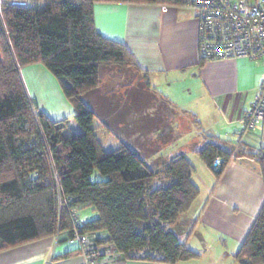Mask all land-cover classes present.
<instances>
[{"label": "trees", "instance_id": "16d2710c", "mask_svg": "<svg viewBox=\"0 0 264 264\" xmlns=\"http://www.w3.org/2000/svg\"><path fill=\"white\" fill-rule=\"evenodd\" d=\"M97 3L182 7L189 0L4 2L5 29L0 26V251L53 235L60 238L63 232L65 239H71V214L76 209L83 221L81 232L93 246L110 244L124 258L150 262L177 264L199 259L200 252L180 239L182 229L171 228L200 194L188 157L172 155L160 169L130 144L104 150L108 126L95 127L92 99L100 89L103 69L135 68L143 74L146 86L151 82L124 43L96 29ZM34 64H42L59 81L75 109L79 132H68L69 118L50 119L29 97L20 69ZM161 101L160 111L171 109L167 100ZM156 117L159 126L164 118L160 113ZM245 150L238 146L234 152L226 151L210 140L197 153L217 175L234 153L254 157L264 178V148ZM217 156L223 162L214 168ZM96 171L101 178L94 180ZM159 177L161 182H156ZM85 207H91L96 217L83 220L80 210ZM234 259L237 264H264V205Z\"/></svg>", "mask_w": 264, "mask_h": 264}, {"label": "crops", "instance_id": "0c3cea01", "mask_svg": "<svg viewBox=\"0 0 264 264\" xmlns=\"http://www.w3.org/2000/svg\"><path fill=\"white\" fill-rule=\"evenodd\" d=\"M4 1L30 4V0ZM94 17L96 29L103 36L124 43L138 65L148 72L153 90L172 89L165 94L155 91L180 119L177 128L171 125L172 131H166L170 139L188 134L185 144L171 156L183 153L188 157L200 194L171 228L182 229L180 239L201 256L177 264H237L234 254L264 205V178L254 157L234 153L217 175L197 151L210 140L230 152L238 146L247 152L264 148V124L255 130H245L242 125L264 82V62L246 57L203 60L198 11L187 5L97 3ZM20 72L29 97L39 109L52 120L69 118L71 128L79 132L75 110L58 80L42 64L24 66ZM47 100L56 104L60 115L53 117ZM189 153L195 156L190 158ZM94 217L93 210L82 219ZM65 238L63 232L60 238L53 235L7 248L0 251V264H80L83 257L79 244ZM97 264L167 263L127 259L117 254Z\"/></svg>", "mask_w": 264, "mask_h": 264}, {"label": "rangeland", "instance_id": "374dc122", "mask_svg": "<svg viewBox=\"0 0 264 264\" xmlns=\"http://www.w3.org/2000/svg\"><path fill=\"white\" fill-rule=\"evenodd\" d=\"M4 2V0L0 2V26L3 25V29H5L4 15L2 13ZM145 84L146 79L143 74L135 68H104L101 75L100 89L92 98L95 100L97 112L95 127H99L102 124L108 126L105 151L116 150L120 148L122 143H127L131 145L132 149L140 151L144 156H148L153 166L161 169L171 154L177 152L176 150L180 145L185 144L188 140L185 139L188 134L185 133L178 139H168L169 136L166 133L168 127L172 128L171 125H173L174 128H177L176 123L180 119L178 114L174 115L175 113H172L170 109L160 111L162 101L155 91L158 94H160V91L165 94L172 89L167 87L160 89L157 87L153 90L151 85L146 86ZM89 102L91 103V100ZM47 105L54 112L53 117L60 115L54 102L51 103L47 100ZM54 109L56 110L53 111ZM158 113L164 118L159 126L157 122H154ZM76 125L79 129V125ZM163 128H165V132L164 135H161L160 131ZM67 131H74V128L70 126ZM171 131L172 129L168 132ZM189 156L191 158L195 155L189 153ZM100 178L101 175L96 171L93 179ZM160 180H162L161 177L157 178L156 182ZM92 211L91 207H85L80 212V216L87 218Z\"/></svg>", "mask_w": 264, "mask_h": 264}, {"label": "built area", "instance_id": "2783aa9c", "mask_svg": "<svg viewBox=\"0 0 264 264\" xmlns=\"http://www.w3.org/2000/svg\"><path fill=\"white\" fill-rule=\"evenodd\" d=\"M1 2V0H0ZM199 19V49L205 61L240 57L264 62V0H189ZM264 124V82L260 86L252 109L242 119L245 130L262 129ZM217 156L213 167L222 164ZM73 236L79 244L83 260L80 264H97L113 258L118 252L112 245L93 246L88 235L81 232L83 221L78 211H72Z\"/></svg>", "mask_w": 264, "mask_h": 264}]
</instances>
